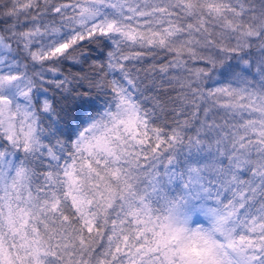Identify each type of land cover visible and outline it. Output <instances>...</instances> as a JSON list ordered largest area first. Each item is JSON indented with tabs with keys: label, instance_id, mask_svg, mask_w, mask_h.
I'll return each mask as SVG.
<instances>
[{
	"label": "snow or ice",
	"instance_id": "snow-or-ice-1",
	"mask_svg": "<svg viewBox=\"0 0 264 264\" xmlns=\"http://www.w3.org/2000/svg\"><path fill=\"white\" fill-rule=\"evenodd\" d=\"M0 264H264V0H0Z\"/></svg>",
	"mask_w": 264,
	"mask_h": 264
}]
</instances>
